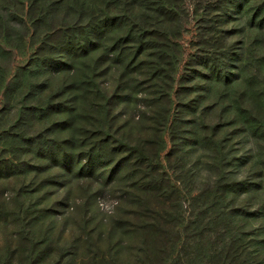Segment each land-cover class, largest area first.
I'll return each mask as SVG.
<instances>
[{
  "label": "rangeland",
  "instance_id": "374dc122",
  "mask_svg": "<svg viewBox=\"0 0 264 264\" xmlns=\"http://www.w3.org/2000/svg\"><path fill=\"white\" fill-rule=\"evenodd\" d=\"M244 231L263 259L264 0H0V264H205Z\"/></svg>",
  "mask_w": 264,
  "mask_h": 264
},
{
  "label": "trees",
  "instance_id": "16d2710c",
  "mask_svg": "<svg viewBox=\"0 0 264 264\" xmlns=\"http://www.w3.org/2000/svg\"><path fill=\"white\" fill-rule=\"evenodd\" d=\"M134 11L131 13V17L135 18L134 21L139 22L141 19H139L140 17ZM156 14L159 19H161L162 16L165 18V21L162 19L158 21L157 26L159 30L166 36H169V38H178L171 31V26L168 22L169 15H167V12L163 13L156 11ZM204 195L205 194L202 193L199 197H203ZM201 232L202 236L200 235V238L204 239L206 238L204 235L209 233L214 234L215 231ZM130 233L134 239L140 236L139 231H130ZM218 239L221 240V242L218 241L219 245L216 249L211 247V251H209L210 257L205 264H264V258L262 259L259 250L261 242L258 241L259 238L255 233L244 231L239 237L234 233H230L228 237L224 238V233L220 232L218 234ZM142 252L143 251L139 250L134 254L132 253L134 255L133 257L137 260L134 261V264H146L142 262ZM179 264H185L184 260L179 259Z\"/></svg>",
  "mask_w": 264,
  "mask_h": 264
}]
</instances>
